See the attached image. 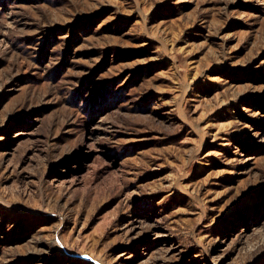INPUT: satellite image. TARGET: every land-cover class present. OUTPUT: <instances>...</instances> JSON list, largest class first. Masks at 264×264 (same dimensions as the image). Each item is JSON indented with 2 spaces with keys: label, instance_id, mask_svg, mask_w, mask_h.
Masks as SVG:
<instances>
[{
  "label": "rangeland",
  "instance_id": "374dc122",
  "mask_svg": "<svg viewBox=\"0 0 264 264\" xmlns=\"http://www.w3.org/2000/svg\"><path fill=\"white\" fill-rule=\"evenodd\" d=\"M0 264H264V0H0Z\"/></svg>",
  "mask_w": 264,
  "mask_h": 264
}]
</instances>
